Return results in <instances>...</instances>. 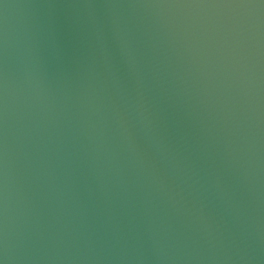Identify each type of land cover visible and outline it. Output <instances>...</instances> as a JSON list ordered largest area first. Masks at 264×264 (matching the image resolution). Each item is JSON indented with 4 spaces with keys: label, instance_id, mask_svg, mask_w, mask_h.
I'll list each match as a JSON object with an SVG mask.
<instances>
[{
    "label": "water",
    "instance_id": "obj_1",
    "mask_svg": "<svg viewBox=\"0 0 264 264\" xmlns=\"http://www.w3.org/2000/svg\"><path fill=\"white\" fill-rule=\"evenodd\" d=\"M3 264H264L262 0H0Z\"/></svg>",
    "mask_w": 264,
    "mask_h": 264
},
{
    "label": "snow or ice",
    "instance_id": "obj_2",
    "mask_svg": "<svg viewBox=\"0 0 264 264\" xmlns=\"http://www.w3.org/2000/svg\"><path fill=\"white\" fill-rule=\"evenodd\" d=\"M262 2H264V0H262ZM0 264H3V262H2V261H0Z\"/></svg>",
    "mask_w": 264,
    "mask_h": 264
}]
</instances>
